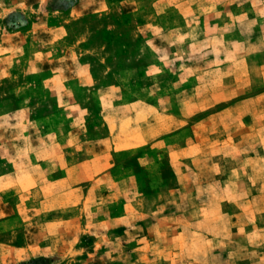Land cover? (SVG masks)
Here are the masks:
<instances>
[{
  "label": "rangeland",
  "instance_id": "374dc122",
  "mask_svg": "<svg viewBox=\"0 0 264 264\" xmlns=\"http://www.w3.org/2000/svg\"><path fill=\"white\" fill-rule=\"evenodd\" d=\"M0 264H264V0H0Z\"/></svg>",
  "mask_w": 264,
  "mask_h": 264
}]
</instances>
